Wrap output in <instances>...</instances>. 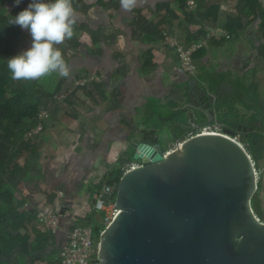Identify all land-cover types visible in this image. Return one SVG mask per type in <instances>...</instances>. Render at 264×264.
Here are the masks:
<instances>
[{
	"label": "crops",
	"instance_id": "crops-1",
	"mask_svg": "<svg viewBox=\"0 0 264 264\" xmlns=\"http://www.w3.org/2000/svg\"><path fill=\"white\" fill-rule=\"evenodd\" d=\"M256 1L264 11V0ZM105 2L109 10L97 0L76 1L74 35L57 46L70 75L46 77L44 130L33 142L34 153L25 152L28 171L13 181L16 195L26 199L14 218L43 208L60 219L48 253L59 252L77 218L90 212L91 188L145 129L158 137V129L167 127L172 138L168 123L184 118L182 141L208 127L224 133L220 102L237 105L246 119L264 117V28L254 4L249 9L247 0H195L187 10L178 0H136L125 10L121 0ZM218 29L230 38H209ZM171 40L183 47L203 43L194 76L182 73ZM203 105L214 111V122L199 110Z\"/></svg>",
	"mask_w": 264,
	"mask_h": 264
},
{
	"label": "water",
	"instance_id": "water-1",
	"mask_svg": "<svg viewBox=\"0 0 264 264\" xmlns=\"http://www.w3.org/2000/svg\"><path fill=\"white\" fill-rule=\"evenodd\" d=\"M199 110L215 121L208 105ZM232 134L200 133L165 154L135 146L140 165L120 180L99 264H264V222L250 204L257 173Z\"/></svg>",
	"mask_w": 264,
	"mask_h": 264
},
{
	"label": "trees",
	"instance_id": "trees-1",
	"mask_svg": "<svg viewBox=\"0 0 264 264\" xmlns=\"http://www.w3.org/2000/svg\"><path fill=\"white\" fill-rule=\"evenodd\" d=\"M76 1L72 0L73 7ZM247 1L249 9L254 4L252 12L256 18L261 19L260 28L263 29L264 11L258 6L256 0ZM31 2L32 0H20V3L16 4L15 0H0V264H26L27 258H32L29 264L38 262L61 264L59 252L48 253L55 238L50 234V230L42 232L39 229L37 214L40 209L29 213L22 211L16 218L13 217L15 212L26 204L25 198H19L16 195V186L13 181L16 182L18 177L22 178L25 171H28V163L24 159L25 152L34 153L33 142L43 132L44 125L42 131L36 136L28 137V134L35 130L40 122L42 124L45 122V120L40 121V115L41 111H46L43 106L49 99L45 93L48 84L46 77L39 80H14L7 67V60L29 48L32 42L31 35L26 29H22L19 25H9L8 20L27 8ZM187 2L188 0H178L179 4L185 5L187 10H190ZM96 5L109 10V4L105 0H97ZM140 29L143 30L142 27ZM163 40H167L166 35ZM196 55L197 53L194 56ZM90 78L88 77L87 81ZM243 110L248 112L245 108ZM183 112L180 110L175 116H182ZM216 112L224 131L230 129L233 131L232 138L239 139L238 143L251 158L256 173L261 175L258 165L264 163L263 115L253 114L246 119L237 110V105L228 102H220L216 106ZM185 124L184 118L176 123L177 127L174 122L168 123L173 144L187 134V130L182 129ZM239 126L246 128V132L239 131ZM251 128L252 131L249 132ZM141 144L151 147L160 145L156 132L145 129L140 142L138 140L136 144L130 143L127 151L121 155L111 171L91 188L92 195L94 192H100L104 186H114L115 193L110 200L115 201L121 178L132 165H140L138 161L133 160V157L136 152L135 145ZM161 152L165 154L167 149L161 147ZM260 190L258 180L257 191L251 198L250 204L255 216L259 221L264 222ZM90 209L84 218H77L70 230L75 227H91L94 239L98 243L101 232L107 227L104 223L105 214L95 210L92 202ZM32 218L36 220V224L32 223ZM16 251H19L17 256L14 255Z\"/></svg>",
	"mask_w": 264,
	"mask_h": 264
},
{
	"label": "clouds",
	"instance_id": "clouds-1",
	"mask_svg": "<svg viewBox=\"0 0 264 264\" xmlns=\"http://www.w3.org/2000/svg\"><path fill=\"white\" fill-rule=\"evenodd\" d=\"M15 3L19 4L20 0H15ZM135 3L136 0H121L125 10H130ZM76 22L72 0H32L27 8L12 16L8 24L26 29L32 42L29 48L7 60L11 78L39 80L54 73L68 77L70 69L57 46L73 37ZM258 175L260 173H257V178Z\"/></svg>",
	"mask_w": 264,
	"mask_h": 264
},
{
	"label": "built area",
	"instance_id": "built-area-1",
	"mask_svg": "<svg viewBox=\"0 0 264 264\" xmlns=\"http://www.w3.org/2000/svg\"><path fill=\"white\" fill-rule=\"evenodd\" d=\"M187 6L190 10H193L196 6L195 0H188ZM211 37L217 39L221 37H225L227 39L230 38L229 35L223 33V31L219 29L213 30L210 33L209 38ZM167 41H170V39H167ZM171 45L175 47L182 73L191 77L194 76L197 70L194 55L204 46L203 43L192 44L189 47H183L177 43V41L171 40ZM98 80L99 79L97 78V81ZM90 81H95V78L91 77ZM47 116L48 115L46 112H42L40 115V121L47 119ZM42 129L43 124L40 122L37 128L28 134V137L36 136L40 131H42ZM204 132L219 133L220 135H223L220 127L203 128L198 132V134ZM114 193V186H104L100 192H96L92 196L91 202L93 203V208L105 214L104 223L106 225L109 224L117 212L115 201L110 200ZM37 218L39 220V229L42 232H46L48 230H50L53 234H57L59 232L60 219L57 215L49 213L47 210L40 208ZM98 245L99 244L96 243L94 239L93 230L91 227H75L69 231L64 245L59 250L60 262L61 264H99V261L96 257Z\"/></svg>",
	"mask_w": 264,
	"mask_h": 264
},
{
	"label": "rangeland",
	"instance_id": "rangeland-1",
	"mask_svg": "<svg viewBox=\"0 0 264 264\" xmlns=\"http://www.w3.org/2000/svg\"><path fill=\"white\" fill-rule=\"evenodd\" d=\"M167 129H168L167 127H161V129L159 128L157 131V135L159 138L160 146H162L163 148L167 147V149H169L171 152V151L176 149L177 144H175L174 146L168 144L169 142H171V137H169L170 135L168 134ZM136 140H139V139H136ZM238 140L239 139H237V141ZM168 145H170V146H168ZM132 167H134V166H131V168ZM258 168H259L260 172L262 173L260 176L258 175V178H259V186L261 188L260 196L263 199L261 201L262 202L261 208H263V212H264V191H263L264 190V163H259Z\"/></svg>",
	"mask_w": 264,
	"mask_h": 264
},
{
	"label": "bare ground",
	"instance_id": "bare-ground-1",
	"mask_svg": "<svg viewBox=\"0 0 264 264\" xmlns=\"http://www.w3.org/2000/svg\"><path fill=\"white\" fill-rule=\"evenodd\" d=\"M143 154H144V156L148 157V156H150L151 152L150 151L149 152H146L145 150H143Z\"/></svg>",
	"mask_w": 264,
	"mask_h": 264
},
{
	"label": "flooded vegetation",
	"instance_id": "flooded-vegetation-1",
	"mask_svg": "<svg viewBox=\"0 0 264 264\" xmlns=\"http://www.w3.org/2000/svg\"><path fill=\"white\" fill-rule=\"evenodd\" d=\"M226 132H230V133H233V131L230 129V130H228V131H226Z\"/></svg>",
	"mask_w": 264,
	"mask_h": 264
}]
</instances>
